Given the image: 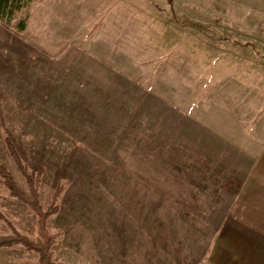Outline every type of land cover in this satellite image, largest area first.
Wrapping results in <instances>:
<instances>
[{"label": "rangeland", "instance_id": "rangeland-1", "mask_svg": "<svg viewBox=\"0 0 264 264\" xmlns=\"http://www.w3.org/2000/svg\"><path fill=\"white\" fill-rule=\"evenodd\" d=\"M145 1L164 20L167 40L158 53L179 50L182 66L190 61L201 71L196 79L210 42L264 44V0ZM32 7L16 11L9 27L0 23V162L28 192L4 148L8 135L30 171L43 166V209L62 184L57 211L47 218L56 264H264V210L242 193L255 166L252 132L245 130L238 146L212 129L229 126L224 110L206 117L142 99L146 85L133 50L128 61L116 54L129 64L122 67L107 60L114 53L107 44L101 60L89 37L82 49L60 42L53 33L66 23L60 13L42 25L32 16L17 31ZM251 119L245 115L248 129ZM0 213L38 237L36 214L1 180ZM10 232L0 218V236ZM0 264H38V254L20 244L0 247Z\"/></svg>", "mask_w": 264, "mask_h": 264}, {"label": "crops", "instance_id": "crops-1", "mask_svg": "<svg viewBox=\"0 0 264 264\" xmlns=\"http://www.w3.org/2000/svg\"><path fill=\"white\" fill-rule=\"evenodd\" d=\"M147 3L145 0H57L55 3L52 0H31L33 7L27 23L33 16L36 23L42 25V21L53 20L60 13L66 23L61 25L59 34L53 31L61 37L60 42L64 40L65 44L70 43L72 47L75 44L80 49V45L89 37L88 44H92V51L99 54V59L105 60L106 52L113 51L110 57L107 53V60L117 59L122 67L129 64L123 63L116 54L121 53V58L123 56L128 61L131 57H128L131 54L129 50H133V56L141 64L139 82L146 85L142 99L166 100L178 110H204L206 117L215 115L217 110H224L229 126L212 129L223 137L233 138L238 146L242 144L244 131L250 130L255 166L250 186H244L246 190L242 193H250L253 202L258 205L257 209L263 211L264 58L259 52L264 50V46H261L264 44L210 42L203 54V78L196 79V74L201 71L192 70L190 61L182 66L186 61L179 59V50L158 53L161 51L159 45L167 40L159 28L164 20L158 19L154 12H149ZM50 10L55 13L48 12ZM165 18L179 32V24L173 17ZM156 20L161 22L160 25ZM88 26L91 30L85 31ZM105 44L110 46L107 51L103 49ZM161 60L166 62L162 63ZM113 63L108 65H116ZM130 64L136 65V62ZM152 64L155 65L153 70H146ZM201 83L203 94H200L201 87L198 88ZM245 115L252 116L251 129L244 126Z\"/></svg>", "mask_w": 264, "mask_h": 264}, {"label": "trees", "instance_id": "trees-1", "mask_svg": "<svg viewBox=\"0 0 264 264\" xmlns=\"http://www.w3.org/2000/svg\"><path fill=\"white\" fill-rule=\"evenodd\" d=\"M31 0H0V23L9 27L16 11L29 5ZM27 16L21 17L15 24L17 31H22L26 26ZM3 145L9 156L16 163L17 168L23 174L28 185V192L23 190L16 182L13 174L0 162V180L6 187L9 195L25 203L37 216L39 235L32 239L16 230L12 224L0 213V218L8 223L11 232L0 236V247L20 244L38 254V264H56L53 257L54 234L50 232L47 218L57 211L56 197L62 190V184H58L53 192L51 203L43 209L38 199V188L43 174V166L30 171L22 161L19 151L8 135L3 137Z\"/></svg>", "mask_w": 264, "mask_h": 264}]
</instances>
